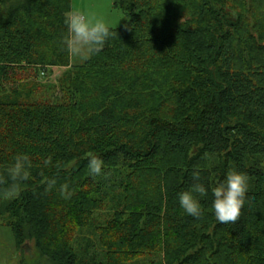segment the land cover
<instances>
[{"label": "trees", "instance_id": "trees-1", "mask_svg": "<svg viewBox=\"0 0 264 264\" xmlns=\"http://www.w3.org/2000/svg\"><path fill=\"white\" fill-rule=\"evenodd\" d=\"M114 4L125 25L75 64L72 0H0V224L34 264H264V0ZM56 68L41 96L29 72ZM18 153L30 176L8 197ZM233 171L247 193L225 225L212 190ZM197 183L198 219L177 195Z\"/></svg>", "mask_w": 264, "mask_h": 264}, {"label": "clouds", "instance_id": "clouds-1", "mask_svg": "<svg viewBox=\"0 0 264 264\" xmlns=\"http://www.w3.org/2000/svg\"><path fill=\"white\" fill-rule=\"evenodd\" d=\"M64 23L67 28L68 38L65 43L70 51L79 49H88L89 51H99L112 36V29L104 19L89 18L78 10H69L65 13ZM49 163L47 159L43 161L46 166ZM30 158L26 153H18L6 170L9 179V186L6 191L8 197H14L19 192V185L25 182L30 176ZM103 160L95 155L89 158L88 170L91 175L98 176L102 173ZM193 179L199 181L198 172H193ZM248 178L246 174L233 171L228 174L225 180L212 190L214 197L212 201V212L216 220L225 225H234L240 216L242 206L245 202L247 193ZM55 181H49L46 190H52ZM61 195L66 199L72 193L67 185L61 186ZM194 191L200 194H206L205 187L202 184H195L192 189L178 193V202L183 211L199 218L202 214L200 202L194 197Z\"/></svg>", "mask_w": 264, "mask_h": 264}, {"label": "rangeland", "instance_id": "rangeland-1", "mask_svg": "<svg viewBox=\"0 0 264 264\" xmlns=\"http://www.w3.org/2000/svg\"><path fill=\"white\" fill-rule=\"evenodd\" d=\"M115 0H72V9L84 13L89 18L104 19L111 28L122 27L126 23L127 16L124 11L116 6ZM90 51L86 48L72 50V61L75 64H82L88 58ZM64 72V68H56L54 73L48 75L40 71L38 75L30 71L28 79L36 78L43 87L44 85L55 84L60 75ZM47 89L42 88L40 95H46ZM140 258L138 260L142 261ZM32 258V246L27 244L25 247H20L16 243L12 229L4 224H0V264H34ZM137 264V262L133 263Z\"/></svg>", "mask_w": 264, "mask_h": 264}]
</instances>
